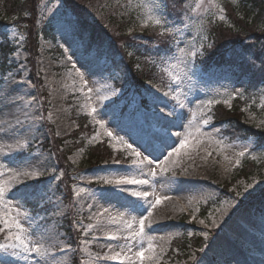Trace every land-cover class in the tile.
<instances>
[{"label":"rangeland","instance_id":"1","mask_svg":"<svg viewBox=\"0 0 264 264\" xmlns=\"http://www.w3.org/2000/svg\"><path fill=\"white\" fill-rule=\"evenodd\" d=\"M33 2L40 3L39 13L41 11L39 24L36 22L34 28L36 41L38 26L40 28L52 15L59 16L60 22H64V17H62L65 16L64 2L75 7L83 14V17L102 26L104 15L98 13L89 0H33ZM140 2L141 0H131V2L130 0H112L115 8L114 13L130 26L129 34L155 28L151 24L148 27L142 25L145 16L143 8L138 6ZM197 2L198 0H188L184 9L182 18L188 19L189 28L185 29L182 35L166 34L170 44L163 52V61L160 63L154 60L149 62L159 79L147 81L144 85L145 90L140 91L135 98L134 105L137 106V109L132 112L121 113L122 101L118 103L117 100L123 91L114 86V78L117 74L111 70L110 63H105L103 60L100 62V68L84 67L85 62L79 54L73 55L74 45L73 39L70 37L60 40L56 44L57 47L43 37H38L39 45L36 42V45L30 46L27 44V36L31 33V22L33 21V17L30 16L21 22L23 30L20 25L11 24L4 31L8 43L14 49L11 48L13 51L8 56L10 70L2 69L0 66V88H4V92H0V95H3L6 101L9 95H12L13 99H17L20 107L0 105V109H2L0 110V121L14 123L16 116L24 119L21 107L25 102L30 101L31 103L24 108V112L28 113V120L24 125V129L27 130L20 129L14 134L8 129L7 124H0V129H4V131H0V146H15L18 138L26 140L28 143L27 148L17 150L14 147L11 153L7 148H4L3 151H0V164H5L8 168L17 171L25 168L28 170L42 169L44 174L39 179H29L25 182L31 186L27 189L28 191H34L37 188L44 189L51 181V190L47 192V196H38L33 199L35 203H41V198L43 200L46 198L44 201L53 204L50 213L32 214L34 210L26 206L33 216H37L36 223L44 228L45 246L49 247L52 253L45 264H71L72 262L75 251L71 247L70 251H60L61 247L66 249L69 247L66 236L60 227L63 216L67 215L70 210H74L75 215L81 218V220L77 219L78 229H82L84 232V228L80 225L95 226L89 230L88 238L84 240L88 243L81 244L80 251L83 258L81 264H119L118 261H106L102 257L105 254L112 255L120 251L116 245L123 241H107L105 236L108 232L123 231V223L112 224L111 218L121 219L123 217V220H129L131 219L129 211L120 206V201L115 199L90 201L87 196L74 197L73 185H83L89 188L103 186L98 184L94 178L97 169L102 166L124 167L131 164L136 157L119 139L120 137L128 143H132V140L135 139L137 142L133 144V148L141 152V159H143L145 156L140 147L142 143L140 127L146 126L148 123H156L155 116L159 113L155 112V109L158 108H164L167 112L175 107L177 116L170 118L175 120L171 131L184 133L185 129H180V125L183 124L185 128L190 127L193 132L188 147L182 150L179 156H173L167 165L161 164V167H167L168 171L161 172V168L157 167L156 176L152 179L156 194L161 196L163 191L164 196L170 197L176 207V211L169 216L157 219L151 216V219L148 218L145 221V231L153 237L156 255L159 258L158 264H196L197 260L199 263L205 264H224V262L215 260L219 258L216 255L218 252H226L225 256L227 254L233 256L237 253L236 249L233 251V245L226 242L228 235L231 240L239 241L244 248H247L246 245L251 240L250 233L248 238L244 236L248 232V226L256 224L255 208L264 202V197L262 194L258 195L251 205L240 204V201L250 200L253 195L264 190V151H258L261 147L256 146L257 138H251L254 144L250 143V139L236 143L229 141L223 136L221 127L214 123V115L209 125H200V132L197 133L195 127L200 124L198 108L202 101L212 97L223 99L226 97L217 96V93L232 94L234 91H238L242 93V96H237L232 101L230 108L225 104L222 105L231 109L241 103L239 109L243 113L242 122L253 127L252 129L255 131L264 130V123H261L264 121V108L260 107V104L264 103V86L253 95H246L245 90L248 82L245 79L237 82L229 76L217 73L213 79L209 80V83L213 85L207 95H204L201 89L202 86H205V81L200 78L199 74L191 81L185 79L179 87H176L169 75L170 71H180L179 68H169L170 64L177 63V59H173V57H178L173 41L177 39L183 41L180 47H185V44L190 46L202 42L205 45V51L207 45L212 44L209 33L210 25L218 24L231 27L233 19L227 15L226 5L231 3L237 8L236 2L238 1L203 0L202 7L193 11ZM210 4L213 6L209 9ZM215 5L223 8V13ZM236 13L240 17L243 15L239 10ZM220 15H224L226 18L223 21L219 20ZM200 23L204 24L203 31H198L196 27ZM13 27L17 28L19 34L25 36L19 49L21 52L19 61L12 58V53L16 49V45L10 42ZM201 36L207 37V39L201 40ZM3 43L2 36H0V47ZM70 45H73V48H70ZM70 56L72 59H69ZM19 63H23L26 70L20 68ZM74 64L75 67H73ZM9 73L15 81H30L31 85L35 87L20 83H11L4 87L3 79ZM78 73L83 74V79ZM181 75L183 76V72ZM84 80H87V85L84 84ZM81 88L84 90L83 94L80 91ZM88 88L93 89L92 93L87 92ZM171 88H175V93L165 95L170 93ZM97 89H100L99 95H107L109 99H99ZM113 91H117L118 94L111 95ZM87 96H91V100H87ZM19 97H23V99L21 100ZM143 99L146 100V105L141 106ZM176 99L183 102L189 112H186L184 108L181 109L177 105ZM36 101H39L38 105ZM189 101L193 103H189ZM85 103L88 104L87 108L84 107ZM91 107H96L99 115L94 117L93 114H90ZM44 109L46 122L48 121L47 128L44 125ZM242 109L247 110L243 111ZM84 117L88 119L89 129L81 126L80 119ZM100 120L103 121L104 127H101L97 122ZM217 129L219 130L217 131ZM48 131H54L56 138L63 140L59 146L63 147V151L68 150V156H65V159L59 155L63 151H54L57 154L55 157L52 152L46 151L42 146L45 141L51 140ZM108 132H112L113 137L116 138L109 137ZM103 143H107L112 148L111 153L105 154L106 157L110 156L111 158L97 157L101 154L104 155V149L101 147ZM241 151L245 152L244 157L239 156ZM21 153L23 155L20 157ZM115 160H119L120 165H114L113 161ZM237 160L240 161L239 165L236 163ZM245 160L252 163L248 168H245L244 172H240ZM57 161H62L64 166L71 165L73 167L71 170L74 172L80 170L79 176L71 185L72 193L71 190L68 192L63 185H61L62 190L59 188L60 177L57 180H52L53 175L59 176V173L56 172L59 168ZM255 166L253 173H249ZM148 168L151 167L148 166ZM194 169L199 171L192 173ZM147 170L146 168L145 171ZM23 179L21 177V180ZM231 182V189L226 190ZM25 183L14 185L13 191L15 192L17 188L24 189ZM247 185H252V187L247 188ZM149 191H151L150 188ZM237 193H241V195L238 196ZM69 194L70 198L74 199V203L67 207L65 204L71 201L66 198ZM176 202H179V206ZM210 204L212 206L208 208ZM104 209L108 210L104 211ZM39 217H44V219L40 220ZM257 225L264 235V222H257ZM214 230H220L217 236L212 233ZM204 233L208 234L207 237ZM93 236L97 239L93 240ZM197 237L204 240V245L195 247L194 240ZM3 238V234H0V242L3 241ZM180 238H184L190 243L186 245V250L179 252L178 247L181 243L178 240L173 244V252L168 255L171 243ZM184 239L180 241L182 242Z\"/></svg>","mask_w":264,"mask_h":264},{"label":"snow or ice","instance_id":"2","mask_svg":"<svg viewBox=\"0 0 264 264\" xmlns=\"http://www.w3.org/2000/svg\"><path fill=\"white\" fill-rule=\"evenodd\" d=\"M202 5L203 0H198L193 11L199 10ZM138 6L142 7L144 10L145 18L142 20V25L148 27L149 24H151L154 27H159L161 29L159 33L161 36L165 34L182 35L184 30L189 28L188 19L181 18L179 20H170L168 18L167 0H141ZM212 6L213 5L210 4L209 9ZM215 7L220 8L219 5H215ZM220 11L223 13L224 9L220 8ZM218 18L223 21L226 17L220 15ZM64 25L73 37L74 48L73 45L69 46L73 48V55L79 54L81 59L85 62L83 65L84 67L100 68V60L103 58V54L98 49L88 44L84 37L78 33L77 22L68 19L64 21ZM196 27L198 31L204 30L203 23L197 24ZM10 35L12 38L10 42L16 45V49L12 53V58L19 61L21 56L19 49L22 42L25 40V36L19 34L16 27L11 29ZM205 39H207V37L201 36V40ZM182 42L183 41L180 39L173 41L178 52V57H173V59H177V63L169 65L170 69H180V71L169 72L176 87H179L185 79L191 81L203 71L202 62L206 56L204 43L201 42L190 46L185 44V47H180ZM212 47L213 44L211 43L207 45L209 49ZM129 54L131 55V53ZM240 55L249 63H254L250 54L241 53ZM69 59H72V57L70 56ZM105 63H107V61H105ZM19 67L26 70L23 63H19ZM73 67H75V64ZM260 71L264 74V68L260 69ZM181 72H183V76ZM78 74L81 75V79H83V74ZM11 83L28 84L31 87H35L31 85L30 81H15L11 73H9V75L3 79V85L7 87ZM84 84L87 85V80H84ZM80 91L83 94V88H81ZM92 91V88L87 89L88 93H92ZM0 92H4V88H0ZM99 92L100 89H97L98 95ZM172 93H175V88H171L170 93H166L165 95H170ZM117 94V91L111 93L113 96ZM221 95L226 98L221 99L212 97L201 102L198 108L200 124L195 127L197 133L201 131L200 125L207 126L212 122L214 115L212 109L214 105L223 103L230 108L232 101L236 99L237 96H242V93L238 91H234L232 94L217 93V96ZM19 99L22 100L23 97H19ZM33 99H35V97H33ZM99 99L107 100L109 96L99 95ZM87 100H91V96H87ZM30 103V101L25 102L23 107H21V111L24 113V119L16 116L14 123L0 121V124H7L8 129L14 134L20 129H24V125L28 120V113L24 112V108L28 107ZM36 103L38 105L39 101H36ZM176 103L181 109L186 107V105L178 99H176ZM189 103L193 102L189 101ZM0 105L20 107L17 99H13L12 95H9L7 101L3 95H0ZM84 107L87 108L88 104L85 103ZM260 107L264 108V103H261ZM242 110L246 111L247 109ZM155 112L159 113V115L155 116L156 123H148L146 126L140 127V140L143 142L140 146L144 148L147 156H153L154 152L159 153V155L155 156L152 160L147 159V156L141 159V152L133 148V144L137 141L133 139L132 143H128L120 137L119 139L125 143L126 147L130 149L136 157L132 160L131 164L124 167L102 166L97 169L94 178L98 184L103 186L89 188L83 185H73L74 197L80 198L83 195L87 196L90 201H111L115 199L121 201L123 207L129 211V215L131 216L129 220H123V217H121V219H117L116 217L111 218L112 224L123 223L124 228L122 232H108L105 239L113 242L123 241V243H117L116 245L120 248V251L112 255L105 254L102 257L103 260H114L118 261L119 264H148V262H151V264H158L159 258L156 255L153 237L146 233L145 221L152 215L151 210L156 208L157 205L161 203L162 199H167L168 197L161 198L156 194L152 179L156 176L157 167L161 168V172L168 171L167 167H161V164L167 165L173 156H179L181 151L188 147L193 132L190 127L185 128L183 124H181L180 127L185 129L184 133L171 131V126L175 125V120L170 118L177 116L175 107L167 112H165L164 108H158L155 109ZM90 114H93L94 117L99 115L97 108L91 107ZM97 122L100 123L101 127H104L102 120ZM261 123H264V121ZM218 130L219 129H217V131ZM0 131H4V129H0ZM108 136L113 137V133L108 132ZM177 143L179 147L175 146ZM250 143L254 144V141L250 139ZM14 147L17 150L24 149L28 147V143L26 140L18 138L15 146L3 145L0 146V151L7 148L8 152L11 153ZM170 148L171 151H169ZM258 151H264V146L258 149ZM239 156L244 157L245 152H239ZM120 163L119 160L113 161L114 165H120ZM154 163L156 167L148 168L149 165ZM236 163L239 165L240 161L237 160ZM146 168L148 169L147 171H145ZM43 174V170L39 168H33L32 170L25 168L17 171L16 169L8 168L5 164H0V234L4 236L3 241L0 242V264H45L47 258L52 255L49 247L45 246L43 235L44 228L36 223L37 216H33L25 204V201L35 199L38 196L46 197L47 192L51 190V181L44 189L35 191L27 190L31 186L27 185L25 182L29 179H39ZM62 176V172L59 173V176L53 175L52 180H57ZM21 177L24 179L21 180ZM20 183H25V188H17L14 192V185ZM251 187L252 185H247V188ZM149 188L151 191H149ZM237 195L239 196L241 193H237ZM149 197L153 198L149 199ZM89 206L91 207V205ZM107 210L108 209H104V211ZM132 213H138L139 218L131 215ZM39 219L43 220L44 217H39ZM201 223H203V221H201ZM80 227L84 228L83 235L87 236L89 230L93 229L95 226L89 224L80 225ZM204 235L207 237L208 234L204 233ZM92 239L96 240L97 237L93 236ZM87 243L88 241H81L82 245ZM70 250V246L67 249L64 247L60 249L61 252ZM201 264H203V262H201Z\"/></svg>","mask_w":264,"mask_h":264},{"label":"trees","instance_id":"3","mask_svg":"<svg viewBox=\"0 0 264 264\" xmlns=\"http://www.w3.org/2000/svg\"><path fill=\"white\" fill-rule=\"evenodd\" d=\"M93 6H95L98 13H102L104 15V21L108 22L110 27H106L105 30L108 32V36H113L118 31H120V35L123 37L124 40H126L127 49L130 51L134 49L130 43L134 42L131 37H124L123 31H126L127 23L123 20H120V17L114 14L113 11H111L107 6L108 0H89ZM245 3L242 8L244 9V17L241 19H236L234 17V21L236 22V27L239 33H242L244 35H257L260 36V33H264V31L260 32V28L264 27V0H243ZM37 3H34L33 0H0V10L3 8L4 13L8 15L16 14V18H19L21 20L24 19V17L33 15H37V8L35 6ZM71 9L78 15L79 17V26L82 29H86V31L89 34V39L93 42L96 39H101L105 41H101L99 44V50L101 52H110L113 54L114 52V46L112 42H109L110 39L104 38V33L101 32L100 28L95 23H89L87 21H83L82 17L83 14L76 10L75 7L70 5ZM1 13V12H0ZM27 13V15H26ZM25 14V16H24ZM11 18V17H10ZM32 18V17H31ZM35 22H31V33L29 35L28 44L30 46L32 44L35 45ZM78 24H77V30H78ZM213 33H215V39L216 44L218 46V50L224 48L227 43L223 44V42L229 40L230 37L235 33L230 28H214L212 30ZM260 32V33H259ZM239 35V34H235ZM246 39V38H245ZM34 42V43H33ZM254 43V42H252ZM88 44H91L88 42ZM255 45V43H254ZM253 44H250V48H253V51H258V47L254 46ZM142 48L148 47L146 45H142ZM149 48V47H148ZM213 51V50H212ZM140 54L144 55V53L140 52ZM219 54V53H218ZM260 57V53H259ZM131 61V60H130ZM234 127L241 129H245L240 121ZM59 151V150H58ZM64 159L66 156V152L62 153Z\"/></svg>","mask_w":264,"mask_h":264},{"label":"bare ground","instance_id":"4","mask_svg":"<svg viewBox=\"0 0 264 264\" xmlns=\"http://www.w3.org/2000/svg\"><path fill=\"white\" fill-rule=\"evenodd\" d=\"M151 158H154L152 156H150ZM196 171H199L197 169H194L192 171V173H195ZM161 198L163 197H168V196H164L163 191H162V195L160 196ZM173 200H171L170 197H168L167 199H162L161 203L159 205H157L156 208H154V210L152 211V218H162L163 216H169L171 214H173L176 211V207H174ZM177 205L179 206V202H176ZM151 216L149 217V219H151ZM162 222V221H160Z\"/></svg>","mask_w":264,"mask_h":264}]
</instances>
